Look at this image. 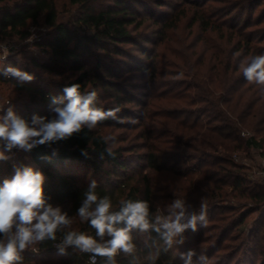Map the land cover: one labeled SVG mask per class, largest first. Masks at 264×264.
I'll use <instances>...</instances> for the list:
<instances>
[{
  "label": "trees",
  "instance_id": "16d2710c",
  "mask_svg": "<svg viewBox=\"0 0 264 264\" xmlns=\"http://www.w3.org/2000/svg\"><path fill=\"white\" fill-rule=\"evenodd\" d=\"M167 1L69 0L76 7V13L69 20H64L60 18L56 0H0L3 3L0 6V36L29 34L24 32L29 25L44 24L49 29L47 36L37 37L34 45L41 47L45 56H33L30 61L35 67L62 75L64 79L57 85L56 91L50 88V83L43 84L46 80L33 75L29 67H24L23 70L40 81L34 87L27 83L20 86L14 79L2 75L0 78L2 81L15 83L20 89L31 88L36 92L35 100L53 107L51 98L64 97L65 86L79 84L81 93L96 90L97 107L105 111L120 109L116 113L117 119H106L98 123L100 126L124 124L125 118L133 115L128 104L136 107L141 105L143 109L139 111L135 123H139L137 128L142 127L137 135L143 139V144L138 147L145 152L138 154V160L144 162L145 169L155 172L171 170L187 177L189 173L182 171L180 164L194 165L195 171L207 166L201 170L202 180L206 183L204 186L196 183L198 187H194L192 185L195 182L191 180L190 199H186L189 209L192 204L210 205L214 200L227 199L237 191L242 196L248 194V189L244 188L248 180L245 175L239 174L245 167L235 162L233 155L241 156V152L248 154L251 148L261 150L260 154L264 155V91L261 90L262 86L250 84L244 79L239 65L248 55L257 54L255 35H252L253 31L246 30L251 24L246 21L245 11L251 5H260L261 0H216L223 3L219 8H211L210 0H187L190 8H186L187 4L180 5L168 17L155 15L152 6H149H171ZM136 4L150 9V14L141 12L135 7ZM187 10L193 11L192 23L198 22L201 32L208 39L216 34L227 45L232 43V46L223 51L224 70L217 64L214 70H183L185 81H166L163 75L173 76L175 72L158 70L152 50L146 51L144 45L152 42L154 35L163 41L167 30L176 27L187 15ZM148 20H154L159 25L157 30L151 31L152 35L142 29L143 26H148ZM127 44L137 47L143 56L153 61L151 66L152 63L146 64L138 55L131 56L135 69L146 74L149 79L146 87L148 92L142 94L141 98L115 80L121 76L122 59L130 57L124 48ZM234 57L236 64L233 63ZM211 58L217 60V54L213 52ZM11 66L18 67L15 63ZM6 67L0 65V69ZM127 70H133V67ZM180 87L194 89L195 92L184 94ZM169 94L175 96L176 100L188 98L191 106L178 111L177 108L167 110L164 105L166 103L154 102L155 99L174 101ZM105 99H111V102L103 103ZM153 106L156 107L154 111L149 108ZM157 114L172 122H158ZM36 115L44 117L46 121L51 120L47 115ZM179 115L186 116L179 118ZM33 117L27 115L21 118L31 123ZM131 121L132 119L127 124L130 128H135ZM245 132L252 134L245 136ZM105 140L98 128L90 130L84 127L69 138L24 150L19 154L16 164L12 162L11 152L0 141V152L6 157L0 160V185L4 179H11L16 169L22 171L30 167L34 171H40L44 175L43 187L47 203L54 208L59 207L71 217L78 216L77 211L82 205L84 193L92 180H95L96 192L111 199L113 211L119 210L122 200H144L149 204V222H154L155 216L162 213L158 212L155 205L150 176L148 173L143 175V188L130 184V180L114 185V175L129 166L126 149L123 146L111 147ZM107 149H111L114 155H108ZM225 186L230 187L229 194L224 190ZM191 195L197 196L198 200L195 201ZM250 197L264 204L263 182L262 190L252 192ZM193 211L197 210L191 209ZM245 220L243 215L237 219L239 229H243ZM117 227L124 225L119 224ZM71 230L64 228L57 232L55 241L46 240L31 246L22 253L23 262L36 261L39 264L42 260L43 264H91V253L80 252L73 246L64 247V252L61 253L60 248L55 245ZM75 231H84L99 243L111 239L107 233L102 238L97 236L95 229L87 222L82 223ZM226 235L227 232L224 236ZM131 236L135 245L134 252H119L113 258L114 264H153L149 256H155L157 251L159 256L154 264H182L181 255L175 252L178 247L173 244L172 248L165 251L163 240L153 229H133ZM257 245L264 252V247L260 243ZM95 264L110 262L107 257L97 256Z\"/></svg>",
  "mask_w": 264,
  "mask_h": 264
},
{
  "label": "rangeland",
  "instance_id": "374dc122",
  "mask_svg": "<svg viewBox=\"0 0 264 264\" xmlns=\"http://www.w3.org/2000/svg\"><path fill=\"white\" fill-rule=\"evenodd\" d=\"M186 1L187 0H168L167 2H170L171 6H154L152 4L149 6L150 8L152 6L155 15L168 17L180 5L187 4L186 8H190V4L186 3ZM193 1L196 2L199 0ZM210 3L211 8L223 6V3L216 0H210L209 4ZM2 4L3 3L0 2V6ZM56 4L61 19L69 20L72 15L76 13V7L73 6L69 0H56ZM251 6L247 7L245 11L246 21H249L248 24H251L249 29L246 30H248V32L249 30L253 31L254 34L252 35H255L254 42L257 46V54H264V0H261L260 5ZM135 7L141 12H145V14H150L148 13L150 9H146L140 4H136ZM187 11V15L177 23L176 27L167 30V36L163 41H160V38L154 35L152 42L144 45L146 51L150 52L152 50V55L156 58L155 62L157 63L158 70L175 72L173 76L163 75L166 81H185L183 70H214L213 68L216 64L219 65L221 70H224L225 58L223 51L232 46V43L227 45L226 41L219 39L216 34L209 36L208 39L207 35L201 32L198 22L195 24L192 23L193 11ZM251 11L253 13H250ZM154 22V20H148L146 23L148 26L142 27L143 31L148 34L152 30H157L159 25ZM48 31L49 29L44 24L40 23L39 25H29L24 31L29 34L0 36V44L12 46L9 52L0 51V54H5L6 56L5 59L0 58V65L6 67L7 64L13 65V63H15L16 66L22 70L24 67H29L33 75L38 76L39 79L44 78L47 81L43 84L47 85L50 83V88L57 91V85L64 77L62 75L43 71V69L35 67L30 61V58L33 56H45L42 48L34 45V41L37 37L47 36ZM152 34L151 32L150 35ZM214 44L218 46H214ZM124 48L127 50L130 57L127 56L122 59V64L120 65L122 68L120 72L121 76L115 78V80L118 83H122L123 86H126L125 88L130 93L141 98L142 94L148 92L146 87L149 83V79L146 74L144 75L141 71L135 69L136 66L132 63L131 56L138 55L146 64L150 65L153 61L143 56L137 47L127 44L124 45ZM213 52L217 54V60L211 58ZM248 57H251V55L243 59L241 66L246 62ZM235 58L236 57H234L233 60L234 64L237 63ZM8 60H10L9 63H6ZM151 66H153V63ZM130 67H133V70H127ZM39 83L40 81L37 78H33L27 85L34 87ZM180 88L183 90L184 94H190V91L192 93L195 92L194 89ZM101 93L104 94L103 91H101ZM35 96L36 92L31 90V88L26 90L20 89L15 83L2 81L0 78V98H9L11 100L10 106L13 107L17 115L20 117L31 115L33 117L37 116L36 113H38L42 116L47 115L51 120L54 119L56 113L52 110L53 106L40 100H35ZM170 96L174 98V101L167 102L162 99H155L154 102L166 103L164 105L167 110L177 108L178 111L185 106H191L189 105L191 101L188 98L176 100L175 96ZM142 100H144V96ZM102 102H111V99H105ZM128 107H130L133 115L131 118H125L124 122L126 124H109L102 126L98 124L96 126V128L103 133L105 138L108 136L116 137V140H107L111 147L123 146L124 149H126L125 155L129 166L125 170H121L119 174L114 175L112 183L117 185L126 180H130V184H137L143 188L142 177L144 174L148 173L151 178L157 210L162 213L163 216H167L169 215L167 205L170 204L173 199H190L188 196L191 180L195 182V184L192 185L194 187H198L197 184L200 186L206 184L205 181L202 180L201 170H204L207 166L204 165L201 169L195 171L194 165L186 166L180 164L179 168L189 173L187 177L171 170L155 172L145 169L144 162L138 160V154L145 152L144 149L138 147L143 144V139L137 135L140 130H142V127L137 128L139 123H134L135 128H130V125L127 124L131 119L136 122L135 118L139 116V111H141L143 107H141V105L136 107L133 104H128ZM149 108L153 111L156 109L155 106ZM184 116L186 115H179V118H184ZM156 120H159L158 122L161 123L172 122L171 119L160 114H157ZM250 134L252 133H244L245 136H249ZM23 151L24 149L14 147V152L10 153L14 164L18 162V156ZM248 152V154L241 152V156L233 155L235 162L245 167L239 174L241 176L245 175L248 180L244 185V188L248 189V194L246 193L242 196L237 191L236 193L230 194L227 199L214 200L210 205H204L207 210V225L201 227L198 223L197 231L193 232L191 229L186 230L181 237L177 238V240L182 239L183 243H174V246L178 247L175 251L178 255L186 254L190 249L195 251L196 255L192 258L193 264H200L199 257L201 254H205L208 257L209 264H264V252L257 248V244L259 243L264 247V204H260L250 197L252 192L262 190V180L259 170L262 166L264 155L260 154L261 150L254 148H251ZM224 190L227 191L228 194L229 191H231L228 186H225ZM191 198H194L195 201L198 200V197L195 195H191ZM201 201H203V199ZM196 205L197 204H192L191 208H188V212L191 213V209H196L198 213L201 205ZM61 213L63 214L65 212L61 211ZM242 215L245 216L246 220L243 224V229H239L240 227H237L239 222L237 219ZM69 218L73 220L70 229L78 230L82 224L79 217L69 216ZM226 232L227 235L224 236ZM39 258L41 259V257ZM35 262L36 261L23 262V264H37ZM39 262H41L39 264H43L42 260ZM181 262L184 264L183 258Z\"/></svg>",
  "mask_w": 264,
  "mask_h": 264
},
{
  "label": "clouds",
  "instance_id": "9594fccd",
  "mask_svg": "<svg viewBox=\"0 0 264 264\" xmlns=\"http://www.w3.org/2000/svg\"><path fill=\"white\" fill-rule=\"evenodd\" d=\"M0 51L7 52V47L0 44ZM239 67L243 77L250 83L262 86L264 91V54L248 57ZM0 75L14 79L20 86L33 80V75L18 67L9 65L0 69ZM64 97H52L51 103L56 116L46 121L44 117L34 116L31 123L21 118L13 107H7L0 115V140L6 141V149L14 147L30 150L37 145H44L53 141L69 138L73 133L80 132L84 127L94 129L98 123L106 119H117L119 108L105 111L96 106L97 91L91 90L81 93L79 84H71L63 88ZM67 100V103H65ZM62 105V106H61ZM123 122V121H121ZM135 123V121H132ZM116 140L108 136L105 140ZM108 155L113 156L111 149ZM87 155L86 151H83ZM6 159L0 152V160ZM44 175L32 168L22 171L16 169L11 179H4L0 185V264H23L22 253L31 246L46 240L55 241L57 232L70 228L73 220L67 213H61L59 207H52L47 203L44 193ZM97 181L92 180L84 193L82 205L77 211L81 223L87 222L96 235L111 237L110 240L99 243L84 231H67L59 246L64 252V246H73L84 253H91V264H95L97 256L107 257L110 264L119 253L131 254L135 250L131 232L133 229L157 232L165 245L164 250L172 248L182 234L191 229L197 231V225H207V210L201 204L199 212H188L190 205L185 199L175 198L167 205L169 215H157L154 222H149V204L144 200H122L118 211L112 210V201L108 196H100L96 192ZM94 206V207H93ZM123 224L124 227H117ZM196 253L190 249L181 254L184 264H193ZM159 256L150 254L154 261ZM200 264H209L208 257L201 254Z\"/></svg>",
  "mask_w": 264,
  "mask_h": 264
},
{
  "label": "built area",
  "instance_id": "2783aa9c",
  "mask_svg": "<svg viewBox=\"0 0 264 264\" xmlns=\"http://www.w3.org/2000/svg\"><path fill=\"white\" fill-rule=\"evenodd\" d=\"M5 46L7 47V52H9L12 49V46H8V45H5ZM0 58L5 59L6 58L5 54H0ZM10 103H11V100L9 98H5V99H1L0 98V115H3L4 114V112L6 111L7 107L10 106ZM1 142L6 147V141L1 140ZM10 152H14V148H12L10 150ZM259 174H260V178H261V180H262V182L264 184V160L262 161V166H261V168L259 170ZM60 243L61 242H58L55 245L59 248L58 245H60ZM64 247H66V246H64Z\"/></svg>",
  "mask_w": 264,
  "mask_h": 264
}]
</instances>
